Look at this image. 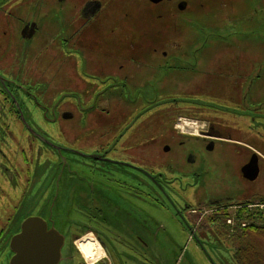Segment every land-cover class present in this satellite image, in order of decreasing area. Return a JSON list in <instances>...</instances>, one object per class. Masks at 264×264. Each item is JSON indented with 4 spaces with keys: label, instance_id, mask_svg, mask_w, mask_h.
Wrapping results in <instances>:
<instances>
[{
    "label": "flooded vegetation",
    "instance_id": "flooded-vegetation-1",
    "mask_svg": "<svg viewBox=\"0 0 264 264\" xmlns=\"http://www.w3.org/2000/svg\"><path fill=\"white\" fill-rule=\"evenodd\" d=\"M209 1L216 0H0V257H10L9 240L22 220L44 217L51 204L67 219L62 260L70 264H89L88 256L96 258L92 264H121L123 258L146 264L152 242L166 235L152 208L160 212L166 202L187 211L193 236L198 231L216 238L215 227L233 235L228 210L243 212L259 203L251 198L261 197L234 199L205 175L209 168L232 171L224 162L236 157L240 177L253 182L242 168L254 158L260 171L263 153L216 122L175 114L183 108H165L167 98L136 99L195 93L199 80L186 84L185 76L199 72L207 79L236 75L239 92L256 81L246 71L254 61L225 59L207 63V70L184 62L180 42L164 40L170 20L200 12ZM119 4L117 14L111 12ZM111 13L137 17L138 25H101V15ZM254 101L241 127L260 136L264 99ZM107 116L116 118L101 127L107 142L85 158L40 131L43 120L46 126H85ZM4 186L17 197L8 217ZM187 192L194 193L197 208L185 200ZM29 207L33 211L25 215Z\"/></svg>",
    "mask_w": 264,
    "mask_h": 264
},
{
    "label": "rangeland",
    "instance_id": "rangeland-1",
    "mask_svg": "<svg viewBox=\"0 0 264 264\" xmlns=\"http://www.w3.org/2000/svg\"><path fill=\"white\" fill-rule=\"evenodd\" d=\"M123 6V4L113 6L111 12L117 14V11ZM113 13L101 15V25L112 27L138 25L137 17H118ZM156 23L158 22L154 19L153 24ZM168 24L170 37L169 39L164 38V40L170 41L171 44L180 42L183 47L185 46L184 55L180 56L184 57L186 64L207 65L206 69L208 70L211 64L207 63L224 64L225 59L232 62H236L234 59L254 61V68H249L246 71L250 72L251 77H255L256 81L245 82L239 92L241 83L234 80L236 75L229 77L214 76L207 79L203 73L199 72L195 74V77L185 76L186 84H190L194 78L199 80L197 86L199 90L195 93L187 88L188 90L184 93L173 91L169 94L170 96L161 97L160 94V96L136 99L146 104L149 100L159 102L161 99L167 98L162 104L165 108H171L173 105L183 108L181 111L173 110L175 114L183 113L197 119L216 122L220 125L221 130L231 133L234 138L241 136L245 142L260 150L264 155V131L260 130V136H256L254 132L246 134V131L242 130L241 127L244 126L241 122L245 121L243 116L247 119L249 109L253 107L252 105L258 104L254 99H264V0H216L213 3L209 1L207 7L200 12L182 14L180 21L170 20ZM120 40L122 39L120 38ZM256 74L258 75L256 76ZM248 88H252L249 96L242 97L241 94H245ZM238 92L240 96H236ZM177 99H180V102ZM157 106L160 108V103ZM165 108L161 109L165 110ZM109 113V115H113L115 111L110 109ZM107 117V119L97 117L96 120L90 124H85V126H78L73 123H64L63 126L56 124L46 126L43 120L40 131L49 140L67 146L74 154L79 155L78 157L85 158L89 157L90 153H96L94 150L101 143L107 142L108 136L105 137V127L103 128L105 134L103 136H101V127L104 123L114 124L113 120H116L115 117ZM239 164L236 157L227 159L224 162L225 169H228V165L232 171L222 173L209 168L205 178L216 183L215 188L228 191V195L234 199L251 198L253 195H260L264 198V159L260 162L259 175L253 182H246L240 177ZM98 166L101 168V163ZM45 185L47 189V182ZM4 190L7 196L4 210H6L5 215L8 217L13 212L17 197L11 194L7 187ZM184 197H186L185 200L191 201L190 205L196 204L193 192H187ZM165 206L166 208H161L160 212L156 208H152L153 217L161 224L162 233L166 235L152 242L151 249L146 256V264H235L233 259L234 245L232 240L227 237L225 229L215 227L214 229L218 233L216 238L201 237L198 231L193 236L189 231V226H192V223L187 211L175 209L167 202ZM197 206L194 205L195 208ZM43 210V215L46 216L47 208H43ZM23 211L26 215L33 210L29 207ZM232 211L228 210V215L235 216L236 214ZM24 213L20 215H24ZM2 215L0 206V217ZM249 223L252 225L253 221H249ZM4 225V223H0V227ZM239 229L233 228V233L238 232ZM252 240L254 244L264 250V236H252ZM9 258V255L1 256L0 264H7ZM60 264L70 263L63 259ZM121 264H131V262L123 258Z\"/></svg>",
    "mask_w": 264,
    "mask_h": 264
},
{
    "label": "water",
    "instance_id": "water-1",
    "mask_svg": "<svg viewBox=\"0 0 264 264\" xmlns=\"http://www.w3.org/2000/svg\"><path fill=\"white\" fill-rule=\"evenodd\" d=\"M159 1V0H154ZM252 158L242 168V175L254 181L259 175L256 159ZM47 207V215L31 216L22 220L17 233L9 240L10 258L7 264H60L65 245L64 228L67 219L64 213ZM56 214V215H55Z\"/></svg>",
    "mask_w": 264,
    "mask_h": 264
},
{
    "label": "trees",
    "instance_id": "trees-1",
    "mask_svg": "<svg viewBox=\"0 0 264 264\" xmlns=\"http://www.w3.org/2000/svg\"><path fill=\"white\" fill-rule=\"evenodd\" d=\"M260 201H264V199H260ZM226 231L228 233V230ZM252 236H264V226H250V228L234 233L229 238L234 245L235 264H264V250L253 243Z\"/></svg>",
    "mask_w": 264,
    "mask_h": 264
},
{
    "label": "built area",
    "instance_id": "built-area-1",
    "mask_svg": "<svg viewBox=\"0 0 264 264\" xmlns=\"http://www.w3.org/2000/svg\"><path fill=\"white\" fill-rule=\"evenodd\" d=\"M232 210L236 215L241 211V209L236 208ZM236 215L227 221L229 225L234 226L238 222L240 227L244 228L250 224L249 221H253V223L262 222L264 224V203L251 204L249 208L243 209L238 218Z\"/></svg>",
    "mask_w": 264,
    "mask_h": 264
},
{
    "label": "bare ground",
    "instance_id": "bare-ground-1",
    "mask_svg": "<svg viewBox=\"0 0 264 264\" xmlns=\"http://www.w3.org/2000/svg\"><path fill=\"white\" fill-rule=\"evenodd\" d=\"M193 125V124H192ZM194 126V125H193ZM204 126V125H203ZM200 129V128H199ZM89 240V239H88ZM90 242V241H89ZM100 246V245H99ZM96 258H89L88 256V263L92 264V262L95 260Z\"/></svg>",
    "mask_w": 264,
    "mask_h": 264
},
{
    "label": "crops",
    "instance_id": "crops-1",
    "mask_svg": "<svg viewBox=\"0 0 264 264\" xmlns=\"http://www.w3.org/2000/svg\"><path fill=\"white\" fill-rule=\"evenodd\" d=\"M261 199H264L263 197H261Z\"/></svg>",
    "mask_w": 264,
    "mask_h": 264
}]
</instances>
